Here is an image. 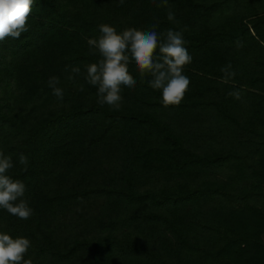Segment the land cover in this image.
Wrapping results in <instances>:
<instances>
[{
    "label": "trees",
    "instance_id": "obj_1",
    "mask_svg": "<svg viewBox=\"0 0 264 264\" xmlns=\"http://www.w3.org/2000/svg\"><path fill=\"white\" fill-rule=\"evenodd\" d=\"M104 23L182 31L193 60L178 106H163L134 62L121 109L97 103L87 38ZM27 27L0 41V151L34 210L21 220L0 209V231L31 241L26 258L264 264V0H33ZM229 62L237 75L225 83Z\"/></svg>",
    "mask_w": 264,
    "mask_h": 264
},
{
    "label": "clouds",
    "instance_id": "obj_2",
    "mask_svg": "<svg viewBox=\"0 0 264 264\" xmlns=\"http://www.w3.org/2000/svg\"><path fill=\"white\" fill-rule=\"evenodd\" d=\"M124 0H120L122 4ZM33 0H0V41L7 38L19 39L21 34L28 31V18L31 15ZM166 6L168 0H161ZM167 20L175 22V13L169 8ZM157 24H152L148 30H139L134 27L126 28L122 32L107 23L99 25L100 35L87 38L90 52L99 54L97 62L86 65V81L97 88V103L108 105L118 111L122 107V87L133 89L137 81L129 72L130 62H134L142 80L148 85L161 91L163 106L179 105L189 90L190 78L183 74L186 65L193 57L189 54L187 41L182 31L167 29L157 31ZM236 47L241 48V41H236ZM67 71V68H66ZM78 66L71 67L69 80L80 74ZM223 73V82L232 80L237 71L229 62L220 68ZM48 86L58 100H63L64 90L58 87L60 80L50 76ZM228 95L242 101L243 92L234 89ZM19 164L28 165V157L20 154ZM14 167L13 158L0 151V209L21 220H28L34 214L25 198L26 186L23 181L13 179L8 172ZM28 238L12 235L0 231V264H33L31 257L26 258L31 248Z\"/></svg>",
    "mask_w": 264,
    "mask_h": 264
},
{
    "label": "rangeland",
    "instance_id": "obj_3",
    "mask_svg": "<svg viewBox=\"0 0 264 264\" xmlns=\"http://www.w3.org/2000/svg\"><path fill=\"white\" fill-rule=\"evenodd\" d=\"M228 172H229L228 169H223L222 174H226V173H228ZM262 239H263V241H264V232L262 233Z\"/></svg>",
    "mask_w": 264,
    "mask_h": 264
}]
</instances>
